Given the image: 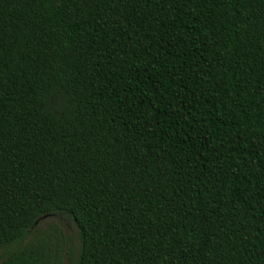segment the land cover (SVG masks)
Instances as JSON below:
<instances>
[{"label":"trees","instance_id":"16d2710c","mask_svg":"<svg viewBox=\"0 0 264 264\" xmlns=\"http://www.w3.org/2000/svg\"><path fill=\"white\" fill-rule=\"evenodd\" d=\"M0 250L264 264V0H0Z\"/></svg>","mask_w":264,"mask_h":264},{"label":"rangeland","instance_id":"374dc122","mask_svg":"<svg viewBox=\"0 0 264 264\" xmlns=\"http://www.w3.org/2000/svg\"><path fill=\"white\" fill-rule=\"evenodd\" d=\"M57 225L60 227L64 233V236L68 242V248L72 250L74 257L77 258L80 247H81V240L79 236V232L77 226L73 220L65 215H49L47 218L43 219L40 224H38L33 230L30 236L27 237L25 242L30 241L31 239L35 238L36 236L48 232L51 230L52 226ZM5 256V251L0 250V262ZM64 264H70V260L66 257Z\"/></svg>","mask_w":264,"mask_h":264},{"label":"water","instance_id":"95a60500","mask_svg":"<svg viewBox=\"0 0 264 264\" xmlns=\"http://www.w3.org/2000/svg\"><path fill=\"white\" fill-rule=\"evenodd\" d=\"M49 215H47V216H44V217H42L41 219H39L36 223H35V225H37L42 219H45V218H47Z\"/></svg>","mask_w":264,"mask_h":264}]
</instances>
